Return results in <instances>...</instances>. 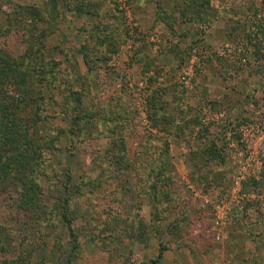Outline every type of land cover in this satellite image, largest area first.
<instances>
[{"label": "rangeland", "instance_id": "374dc122", "mask_svg": "<svg viewBox=\"0 0 264 264\" xmlns=\"http://www.w3.org/2000/svg\"><path fill=\"white\" fill-rule=\"evenodd\" d=\"M59 1L0 0V50L21 61L40 42L38 34L48 31L44 44L34 46L39 56L27 57L37 76L33 84L26 81L35 89L26 110L48 143L38 178L48 205L68 171L72 181L83 182V194L73 200L79 217L71 225L80 246L72 264H264V169L244 172L241 198L234 191L239 164L226 153L228 132L264 102V55H258L264 53V0H197L203 7L192 0ZM29 6L41 12L42 22L24 17ZM95 31L108 35L101 46ZM111 43L116 52H109ZM188 67L192 74L185 80ZM75 70L83 82H76ZM50 71L57 80H50ZM72 86L85 94L81 114L94 113L92 121L99 122L76 134L68 132L71 112L62 114ZM158 100L164 109L155 123L151 103ZM124 111L122 129L107 119ZM114 131L133 164L116 171ZM213 141L224 148L226 162L206 167L195 154ZM165 143L169 150L160 160L171 170L170 194L155 202L135 163L143 161L142 144L153 156ZM223 171L226 183L213 182ZM206 173L209 180H201ZM98 178L99 184L86 183ZM20 198L16 190L0 191V264L23 251L37 264L63 262L73 248L69 225L46 235L48 228L36 229ZM26 237L38 246L34 256H25Z\"/></svg>", "mask_w": 264, "mask_h": 264}, {"label": "trees", "instance_id": "16d2710c", "mask_svg": "<svg viewBox=\"0 0 264 264\" xmlns=\"http://www.w3.org/2000/svg\"><path fill=\"white\" fill-rule=\"evenodd\" d=\"M193 1H195V3ZM59 2V0H53V3H56V5H59ZM192 2L200 7L204 6L197 0H192ZM24 11L25 12L22 13L24 17L29 19L27 16L29 15L31 17L30 20L33 23L38 22L39 24L43 21L41 12L36 7H25ZM95 32H97V34L92 33V37L95 36L94 38H98V41L100 42L97 43L100 46L103 45L105 43V40L103 39H106L108 35L100 38L98 31ZM47 34L48 31L46 29L42 30L40 34H38L40 36V42H34V44L30 46L28 53L23 59H21V61L12 58L0 50V191L9 189L20 192V206L30 210L32 223L33 225H36L37 230L41 228V231H46L48 228L49 231H47L46 235H49L50 233H58L56 231L64 230L65 225H69L73 248L71 251H67L64 254L65 261L63 260V262L60 263L57 261L56 264H72L73 259L77 255L76 250L80 246L79 243H77V235L71 225L73 219L79 217L77 209H74L73 200L75 197L83 194V182L76 183L72 181V173L71 171H68L69 175H67V182L64 184L62 183L55 190L57 195L55 196L56 201L54 205H52L53 207L48 205L49 201L47 200L49 199H47L44 195L42 185H40L38 181L39 175H41V172L44 170L43 164L46 160L43 152V149L45 148L44 145L45 143H48L46 135L43 133L41 128L37 126L38 123L36 117H33L32 115L30 116L26 110L28 107H31V101L34 99L33 97H30V94L35 91V89L33 90L28 87L26 81L33 84L37 76V73L35 72L36 69H34V65H32L33 63L28 61L27 57L34 58L39 56V54H34L36 52V50L33 51L34 46L37 44H44ZM31 35L32 33H30V36ZM38 35H33V38H36V41L39 38ZM116 46L117 43H111L109 52H116ZM82 48L83 50H87L89 47L86 44ZM96 48L97 46L91 50L92 54H94V50ZM258 50L261 51L260 48ZM258 55L262 57L264 53ZM86 61L89 63L88 59H86ZM43 67L44 65L40 67L41 71L43 70ZM44 72L47 74L48 71L46 70ZM75 72L77 74L76 82H83L84 77L80 75L78 70H75ZM52 73L53 71L48 73L51 78L50 80H57L56 75H51ZM65 81L67 82L66 86L71 85L70 78L66 77ZM74 85H76V83H74ZM66 90L67 95L63 98L62 114L64 112H71V123L73 125L68 132L70 134H76L77 131L81 132L83 130V125L85 127L89 126L94 128L97 123H99L92 121L94 113L85 112L84 114H81L83 111L82 108L85 94L76 90L73 86L72 88L67 87ZM83 90H85V88ZM159 93L160 92H157L156 96ZM158 102L159 100L153 101V104L151 103L153 107H156L153 116L155 123L159 121L158 113L164 109V106H162L161 103H159L161 105L158 107ZM107 119L117 122L119 127L122 129L126 124V122L124 123V119L125 121L127 119L126 112L124 111L123 113L120 112L118 114L115 113L111 118L108 117ZM193 122L195 123L196 121ZM63 132L64 130H60L59 134ZM116 134V131L112 133L115 138L113 145L116 147V151L114 147L110 152L116 160L114 162V171H116L117 168L122 170L133 165L131 160L127 158L124 138L119 134L118 137H116ZM142 147L144 149L141 151L143 155L139 152L138 157L141 159L143 156V161L135 163L136 174L139 179L145 180L149 183V188H146V190L147 195L151 192V200L156 202L168 198L170 191L167 186L169 182H171V170L168 165L164 164L162 160H160V155L169 150V145L165 143L164 146L158 147L160 149L157 148V150L152 153L153 156L144 154L148 151L146 149L148 147L144 144H142ZM224 153V148L220 147L213 141L207 148L201 150L195 154V156L203 161V166L207 167L209 166V163L211 164V162H216L219 165L225 164L226 157ZM145 157L147 158L145 159ZM201 175V180H209L208 173ZM212 178L214 180L213 182L219 184H225V181L228 180L226 171L220 172ZM100 182L101 180L98 178L96 180H87L86 183L99 184ZM251 182L255 186L259 185V180L255 178H251ZM128 189L132 190V186ZM57 219L58 223L55 224ZM44 222H48L47 227H43ZM26 239L29 240V243L27 242L28 247H26V250L28 249V255L25 256H34L35 251H38V246L36 243H32L31 239L28 237H26ZM164 248L165 247H161L157 258L153 260L154 262H160L163 255L162 250ZM23 252L20 257L6 261V264H37L36 261H32L31 257L26 260Z\"/></svg>", "mask_w": 264, "mask_h": 264}, {"label": "built area", "instance_id": "2783aa9c", "mask_svg": "<svg viewBox=\"0 0 264 264\" xmlns=\"http://www.w3.org/2000/svg\"><path fill=\"white\" fill-rule=\"evenodd\" d=\"M183 74V79L187 80L186 78L192 74V69L188 67ZM140 86H143L142 82ZM227 139L226 153L232 157L235 163L239 164L240 168L239 175L235 181L237 186L234 189L240 194L242 182L245 178L244 172L260 174L264 169V102L258 104L249 118L239 127L230 130L227 134ZM215 208L217 212L222 209L218 203Z\"/></svg>", "mask_w": 264, "mask_h": 264}]
</instances>
